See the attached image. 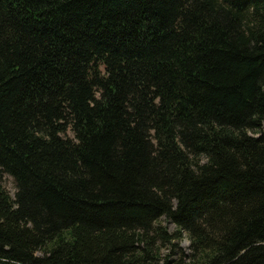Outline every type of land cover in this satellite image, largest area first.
<instances>
[{
  "label": "trees",
  "instance_id": "obj_1",
  "mask_svg": "<svg viewBox=\"0 0 264 264\" xmlns=\"http://www.w3.org/2000/svg\"><path fill=\"white\" fill-rule=\"evenodd\" d=\"M0 264H264V0H0Z\"/></svg>",
  "mask_w": 264,
  "mask_h": 264
},
{
  "label": "rangeland",
  "instance_id": "obj_2",
  "mask_svg": "<svg viewBox=\"0 0 264 264\" xmlns=\"http://www.w3.org/2000/svg\"><path fill=\"white\" fill-rule=\"evenodd\" d=\"M4 185L6 187V189L10 192V193H13L14 191V187H13V184H12V181L10 179V177L8 176H5L4 177ZM168 228L170 230L173 229V226L171 224H167ZM179 246L184 250L186 251L187 250V245H188V240L187 238L183 237L182 239L179 240Z\"/></svg>",
  "mask_w": 264,
  "mask_h": 264
}]
</instances>
